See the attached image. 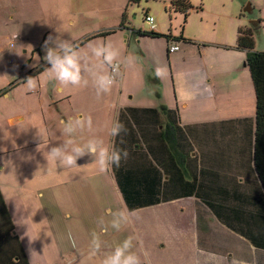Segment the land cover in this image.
Segmentation results:
<instances>
[{
  "label": "crops",
  "instance_id": "1",
  "mask_svg": "<svg viewBox=\"0 0 264 264\" xmlns=\"http://www.w3.org/2000/svg\"><path fill=\"white\" fill-rule=\"evenodd\" d=\"M150 1L132 3L142 6L144 22L146 14L153 15L155 31L170 38L132 29L128 17L123 21L131 2L120 0L116 25L74 44L80 47L98 35L105 36L108 43L119 35L114 41L117 46L112 45L122 56L135 58L130 66L122 68L111 94L96 104L83 103L72 87L61 88L44 77L47 64L42 50L38 60L35 53L28 56L27 50L18 53L17 35L8 25L4 30L5 25L0 24V43L7 40V47L0 46V175L5 180L0 179V190L9 214L13 199L5 192L6 179L15 165L9 156H19L21 149L39 142H49V148L57 145L58 135L62 136L61 121L90 115L94 128L77 133L76 141L84 143L97 135L107 145L127 150L128 158L108 171L111 182L104 179L107 176L101 182H87V188L96 193L94 197L80 192L90 167L95 168L90 156L78 159L73 168L51 167V175L74 172L70 180L61 183L66 196L55 195L48 204L42 198L14 199L23 207L19 209L23 216L43 211L45 219L51 213L49 227L55 225L58 235L56 221H61L66 233H76L88 244L90 231L106 233L99 224L103 215L97 210L104 205L106 220L110 219L109 209L130 212V234L143 247L144 264H264V248L253 245L245 233L252 201L262 200V185L254 158L255 88L250 70L244 67L247 50L237 46L240 28L256 26L257 48L256 42L264 37L260 32L262 20L249 24L243 14L247 0H189L192 7L186 13L175 10L171 0ZM37 2L45 7V0ZM162 11L168 16L157 21L156 15ZM86 15H90L86 8L72 12L70 23L85 22L89 19ZM12 19L11 26L20 28L19 20ZM139 29L150 30L143 26ZM157 38L163 43L155 48L153 40ZM171 42L179 49L170 52ZM10 47L18 53V61L9 59ZM158 65L168 68L162 80L155 76ZM105 68L107 71L108 66ZM28 76L41 81L34 92L25 90ZM142 82L148 86L143 93ZM113 122L126 127L127 134L121 133L124 143L108 134ZM32 150L34 156H43L39 149ZM106 184L114 189L111 197L98 195V188ZM49 185L58 187L54 179ZM129 202L136 207L129 209ZM91 222L96 225L91 226ZM109 229L114 237L120 234ZM101 242V248L108 250L111 239ZM79 243L77 240L70 253L80 250Z\"/></svg>",
  "mask_w": 264,
  "mask_h": 264
},
{
  "label": "rangeland",
  "instance_id": "2",
  "mask_svg": "<svg viewBox=\"0 0 264 264\" xmlns=\"http://www.w3.org/2000/svg\"><path fill=\"white\" fill-rule=\"evenodd\" d=\"M119 1L120 0H45V7L41 8V5L38 4L37 0H0V20L2 19L0 24L5 25L2 27L4 30L6 25H8L9 29L17 35L14 38L18 46V49H16L17 52L24 54L23 51L27 50L26 53L28 56H30L31 53H35V59L38 60L40 50H42L43 55H45L43 50L44 38L47 39L49 35L53 37L60 35L61 39H67L75 44L98 30H103L107 27L116 25L117 17L119 16L117 10V4ZM153 3V0L150 1V4ZM248 3H251V7L254 11H245V7ZM131 4L133 5L131 6ZM84 8L90 13V15H86L89 19L85 22H80L74 25L70 23V15H72V12L78 13V11L80 12ZM14 13L16 14L14 15ZM126 14L129 18L127 23L132 29L138 30L141 26L149 28V25L143 20L144 14L142 6H138L131 2ZM243 14L248 22L261 19L262 25L260 32H263L264 35V0H247L243 5ZM13 16L15 19L19 20L20 28L17 24L11 26V22L14 20L12 19ZM167 16L168 14L165 11H162L160 14L156 15L157 21H162L167 18ZM249 24L252 25V23ZM178 27L179 24H176L175 28ZM117 36L119 35L112 38L109 37L111 40H109L108 43L112 44L113 42V44L117 46V43L114 42L117 40ZM257 36L258 34H255V39ZM104 37L105 36L100 35L95 36L80 45L78 48L82 52H87L92 46L105 43ZM6 42L7 40H2L0 46L7 47ZM153 42H155V48H157L159 44L163 43V40L162 38H157L154 39ZM256 44L259 50L263 49L264 37H262L261 41H257ZM13 48L10 47L7 49V52H9V59L15 57L16 61H18V56H16L18 53L14 54ZM257 48L255 49L258 50ZM3 52L6 55L7 52ZM94 63L99 64V61L94 60ZM242 66H244V61ZM101 67L106 71L105 65H101ZM244 67L250 70L248 65ZM45 76L46 75L44 74V77ZM142 85L141 88H143V93L148 86L145 85L144 82H142ZM115 87L116 84L114 88ZM72 88L77 92L78 100L83 101V103L96 104L105 101L104 97H96L95 90L91 86L86 88ZM105 123L107 124V121H105ZM58 136L57 144L63 141V136H60V134ZM40 138L42 139L43 135L40 136ZM47 143L49 146V142H39L38 145L21 149L19 156H17V154L15 157L9 156V159L12 160L15 165L13 166L14 171L11 174V177L6 179L8 187L5 188V192L8 191L12 196L11 199H13L11 200L10 212L15 225V233L19 235L22 241L25 254L30 264H101L104 255L111 252L117 244L129 236L134 237L130 234V227H133L131 220H129L120 231H118L120 234H117L115 237V234L112 233L110 229H107L108 232L106 231L105 234H101L98 231L94 233L90 231L91 235L88 233V244H86L85 238L77 236L76 233L73 234L71 231L66 233L61 221H56L59 230L58 235L55 230V225L49 227L48 217L51 216V213H48L47 218L43 219L45 217L43 211H31L26 216H23L19 212V209L21 210L23 207L19 201L14 199L42 198L47 204L51 203V198L55 195L66 196L65 185H61V183H65L66 180H70L72 176L75 175L73 174L74 172L68 171L61 174L59 173L58 175L57 173L51 175V167L47 166L44 154L43 156H34L32 154V148H34V150L39 149L42 153L47 151L49 148L48 146L42 150L39 148V146L43 148L44 144ZM22 152H24V157L22 156ZM93 166L95 165L93 164ZM93 171H95V168L92 169V167H90L89 177L84 178V189H82L83 191L80 190L85 196L89 197L96 196V193L90 187L87 188V182H101L104 176L108 177H105V180L109 179L110 182L112 181V177H110L108 172L98 174ZM0 177L1 180L5 181L1 175ZM22 179L24 180L22 181ZM52 179H54V182L58 183V187H50L49 183H51ZM113 190L112 184H106L104 188L99 187L97 192L100 196L111 197L113 195ZM10 194L7 193V196ZM45 208L48 209V207ZM97 210L99 212L101 210L100 213L106 220V210L104 205H99ZM116 210L120 209L116 208ZM95 225V222H91V226ZM52 234L54 236H52ZM70 234L75 240V244L77 240L80 241L79 251L76 249V252L70 253L74 247L72 241L69 239ZM94 234L98 236L100 240L111 239V244L109 242L106 246V248H109L108 250L101 248V251L95 255L92 254L90 244ZM55 236H58V241H55ZM83 241L84 244L82 243ZM134 244L135 251L140 255L142 264H144L143 258H145V254L143 247L135 241V238ZM87 247H89V249ZM102 253H104V255H102Z\"/></svg>",
  "mask_w": 264,
  "mask_h": 264
},
{
  "label": "clouds",
  "instance_id": "3",
  "mask_svg": "<svg viewBox=\"0 0 264 264\" xmlns=\"http://www.w3.org/2000/svg\"><path fill=\"white\" fill-rule=\"evenodd\" d=\"M43 50L45 52L43 60L47 64L45 74L50 81L57 83L61 88L91 86L97 98L111 94L122 68L130 66L135 59L132 56H122L118 48L107 42L94 45L89 51L82 52L69 40L61 39L60 35L55 37L49 35L44 41ZM94 60L99 61V64L94 63ZM101 65L108 66V70H103ZM167 73V66L158 65L155 69V76L158 79H164ZM24 81L27 92H34L41 83L36 76H28ZM61 124L60 132L65 139L43 153L49 167L59 165L73 168L78 165V159L87 155L91 157V163L95 165L97 173L104 174L113 166L120 167L122 160L129 156L127 150L111 147L97 135H92L84 143L76 141L74 137L77 133L91 131L94 128L90 115L87 118L84 116L69 118L61 121ZM121 133L127 134V129L120 122H113L108 128L111 137H120V142L124 143ZM47 146L48 143L39 148L42 150ZM107 216L110 219L105 220L101 217L99 220L104 231H107L108 227L120 231L130 220V212L124 209L116 211L109 209ZM69 239L75 246L71 234ZM101 247L100 238L94 234L90 245L92 254L98 253ZM101 264H142L140 255L135 251L134 237L129 236L117 244L111 252L104 255Z\"/></svg>",
  "mask_w": 264,
  "mask_h": 264
},
{
  "label": "trees",
  "instance_id": "4",
  "mask_svg": "<svg viewBox=\"0 0 264 264\" xmlns=\"http://www.w3.org/2000/svg\"><path fill=\"white\" fill-rule=\"evenodd\" d=\"M139 0H130L138 2ZM171 6L175 10L185 12L192 7L189 0H171ZM127 15L124 12L123 21ZM256 26L240 28L237 46L247 50L246 64L249 66L256 94V135L254 143V158L258 177L262 188V200H253L251 212L246 218L248 223V238L253 245L264 248V50L255 49ZM140 34L150 36H165L155 30H136ZM39 68L37 71H40ZM170 113V110L168 111ZM170 117V115H169ZM172 117V115H171ZM123 188L125 200L129 201V196ZM129 209L136 207L130 202L127 203ZM0 264H30L25 254L20 238L15 233V226L9 214L3 195L0 190Z\"/></svg>",
  "mask_w": 264,
  "mask_h": 264
},
{
  "label": "built area",
  "instance_id": "5",
  "mask_svg": "<svg viewBox=\"0 0 264 264\" xmlns=\"http://www.w3.org/2000/svg\"><path fill=\"white\" fill-rule=\"evenodd\" d=\"M145 21L149 24L150 30H155L156 23H155V17L151 14L145 15ZM170 52L176 51L179 49V45L177 43L171 42L168 47Z\"/></svg>",
  "mask_w": 264,
  "mask_h": 264
},
{
  "label": "water",
  "instance_id": "6",
  "mask_svg": "<svg viewBox=\"0 0 264 264\" xmlns=\"http://www.w3.org/2000/svg\"><path fill=\"white\" fill-rule=\"evenodd\" d=\"M252 10H253V9H252V7H251V3H248L247 6L245 7V11L251 12ZM250 22L252 23V25H253V24L256 25V24L258 23L257 20H251Z\"/></svg>",
  "mask_w": 264,
  "mask_h": 264
},
{
  "label": "bare ground",
  "instance_id": "7",
  "mask_svg": "<svg viewBox=\"0 0 264 264\" xmlns=\"http://www.w3.org/2000/svg\"><path fill=\"white\" fill-rule=\"evenodd\" d=\"M172 128V127H171Z\"/></svg>",
  "mask_w": 264,
  "mask_h": 264
}]
</instances>
